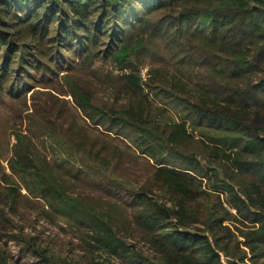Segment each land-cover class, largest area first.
Here are the masks:
<instances>
[{
  "label": "trees",
  "instance_id": "trees-1",
  "mask_svg": "<svg viewBox=\"0 0 264 264\" xmlns=\"http://www.w3.org/2000/svg\"><path fill=\"white\" fill-rule=\"evenodd\" d=\"M100 63L126 93L107 110L73 76ZM150 91L190 114L163 121ZM31 92L56 155L17 133L0 264H264V0H0V100ZM32 209L79 242L25 234Z\"/></svg>",
  "mask_w": 264,
  "mask_h": 264
},
{
  "label": "rangeland",
  "instance_id": "rangeland-1",
  "mask_svg": "<svg viewBox=\"0 0 264 264\" xmlns=\"http://www.w3.org/2000/svg\"><path fill=\"white\" fill-rule=\"evenodd\" d=\"M110 69L113 72L112 77H117L120 74V71L113 68V66H111L110 64L102 65L100 63L95 67L94 70L86 71L84 73L79 74L74 73L73 75L75 80L80 81L93 92L94 104L98 107H103L105 109L115 106L116 103H124V99L126 97V93L124 91H117L114 87V83L106 79L105 74ZM150 70V65L145 68H142L141 72L144 80H147L149 77H151V75H149L148 73ZM22 79L27 81L26 76H24ZM57 84V81H54L49 86H47L46 89H41L42 91L40 92L54 95L55 97L59 98V101H65V104L68 108L73 107L76 110V113L79 116L78 118L80 120H82L83 122H89L88 117L85 114L81 113L79 110H77L74 106L72 97L69 95V92H66L68 91V88L64 86L63 88L65 90L63 92L61 91L60 87L64 85L63 82H60V85ZM33 85L36 86V83L33 82ZM43 87L44 86L37 85L33 92H37L38 89ZM33 92L27 94L28 101L25 99L27 104L23 100H21V98H9L5 99L4 101L0 100V172L6 173V175L10 177L11 180L15 183V185L20 184L19 179L15 176H12L11 173V161L13 159L12 150L17 140V133H23L27 136H30L31 139L40 146V149L44 150L43 144L41 143L43 140L40 141V139L33 132H30V129H33L31 125L32 118L30 116L35 115V113L32 112L33 103L35 102V100L34 98L30 99V96ZM149 95L150 99L155 100V109H161L164 112L165 115L163 116L161 113L163 121L178 122L179 116L185 117L190 114L189 112H186L184 108H180L179 106L174 104L173 101L164 97V95L162 94H159V97H157L154 96V92L150 91ZM20 97L23 98L24 94H22ZM155 113L158 115L157 111ZM159 116L160 115H158V117ZM92 130L93 133H95L92 134V138L94 139L100 137L98 135L99 131H105L104 128L98 129L97 126L92 127ZM201 130V128H197L196 131L193 132L197 136V139L200 138L198 135H200L199 132ZM123 140L128 144L131 143V141H129L126 136H123ZM44 144L47 147V149H45L44 151H46L45 153H48L49 157L56 155V152L54 153L53 149H50V147L53 146L54 148L56 146L53 142L50 141V139L46 138ZM187 146H190L193 149L196 148V144H194L192 140L187 143ZM58 151L60 152L61 150L58 149ZM61 154V157H66L65 154ZM2 185L4 187L3 183ZM22 193L25 195V190H22ZM4 203L5 199L3 200V204H1L3 207L5 206ZM28 212L31 213L30 217L28 215ZM28 212L24 215V217L21 216L22 218L29 217L28 222L16 219L22 222V227L24 228L25 234H28L29 236L33 235L36 237L43 238V240L45 241L53 240L51 243L46 242L44 244L48 246H53L55 251L60 250V248L62 247V243H66L67 245L69 242H72V239H75V236L71 232L66 233L64 231L63 228H66L64 224H54L48 222L38 214L40 213L38 209H32ZM54 240L56 242H54ZM78 242L79 241H76L75 239V243ZM9 246L11 249L10 252L12 253V256L14 257V259H17L19 255L17 246L12 241L9 243Z\"/></svg>",
  "mask_w": 264,
  "mask_h": 264
}]
</instances>
